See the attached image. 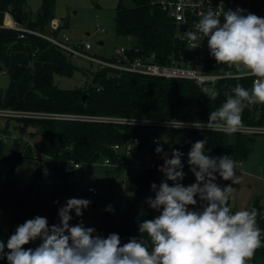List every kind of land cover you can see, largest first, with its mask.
I'll list each match as a JSON object with an SVG mask.
<instances>
[{"label":"trees","instance_id":"trees-1","mask_svg":"<svg viewBox=\"0 0 264 264\" xmlns=\"http://www.w3.org/2000/svg\"><path fill=\"white\" fill-rule=\"evenodd\" d=\"M129 1L128 5L126 0H119L114 20L116 34L131 40L129 47L133 55L155 53L157 60L164 64L181 59V56L189 57L183 42L177 38L173 18L164 8L163 0ZM55 7L56 0H42L39 10L34 13L29 9L27 0H0V69L10 65L13 50H24L28 45L31 48V59L51 63L57 74L73 76L77 68L68 62L66 51L42 37L29 34L26 38H20L18 31L1 26L6 13L10 12L15 18L19 16L21 23L28 28L58 35L61 30L51 28ZM67 25L66 21L63 27ZM198 61L209 71L222 72L230 68L216 63L214 57H198ZM12 77L22 82L24 92L36 89L44 96L45 101L33 103L13 95L8 99L0 98V106L55 113L200 122L208 121L210 112L225 102V94H231V89L237 84L245 88H251L252 85L250 78L221 81L218 84V96L211 101L202 93L203 87L191 80L163 79L130 72L114 73L111 68H99L94 73L90 87L74 89L60 88L55 83L53 74L35 72L31 66H19L12 72ZM84 94L87 95L85 100ZM242 119L243 125L264 126V105L248 106ZM13 124L30 137L39 139L38 147L48 157V166L63 180V187L51 193L49 181L52 173L47 172L41 163L34 174L33 183L22 189L18 183L17 170L31 157L23 152L24 146L19 142L9 146L8 152L3 146L0 150V209L19 216V221H14L16 228L37 216L45 217L49 227L60 225L58 212L66 205V178L75 170L70 161L94 164L106 157L114 159L117 153L113 145L124 144L133 136L138 137L141 147H150L148 138L154 134L155 129L137 124L77 119H22ZM171 131L174 133L177 130ZM254 136L255 134L235 133V148L230 152L229 134L207 131L205 148L239 161L252 151ZM191 147L189 144L186 146L185 157L182 159L184 162L181 161L183 168L188 165ZM157 179L158 169H149L139 174L135 179L132 200L124 212L115 213V204L111 198L108 199L106 209L111 206L113 211L105 210L101 216V229L106 238L109 234L116 233L123 246L140 233L141 223L154 219L159 214L147 203L151 185ZM229 206L235 212L230 201ZM253 207L260 213L257 225L264 230L261 225L264 206L257 200L251 208ZM10 236L0 223V242L6 245ZM41 242L37 239L24 245V248L35 249ZM4 251L7 253L9 250L5 248ZM251 260L254 264L264 262V247L257 249ZM1 264H8L6 255L1 258Z\"/></svg>","mask_w":264,"mask_h":264},{"label":"clouds","instance_id":"clouds-1","mask_svg":"<svg viewBox=\"0 0 264 264\" xmlns=\"http://www.w3.org/2000/svg\"><path fill=\"white\" fill-rule=\"evenodd\" d=\"M243 12L239 8L228 10L222 22L210 10L201 15L195 32L185 33L193 42L207 38L216 63L243 68L246 76L254 78L251 88L237 84L231 94L226 93L225 102L210 112L206 124L193 125L198 129L221 130L230 135L242 127L245 108L264 105V18ZM201 91L211 101L218 96L208 87ZM170 124L183 127V123ZM206 143V138L196 141L188 153L190 171L196 179L189 186L179 183L185 176L183 154L173 150L171 159L165 154L158 169L165 180L158 188L155 183L151 185L155 198L147 201L159 214L139 225V232L146 233L147 240L132 238L121 246L116 233L103 238L82 222L71 226L70 213L74 210L80 217L91 203L71 198L59 209L60 225L49 227L47 219L40 216L25 221L6 245L0 242V258L6 255L8 264H248L256 250L264 247V230L257 225L260 213L255 207L233 212L229 201L235 191L232 185L240 182L237 162L227 155L210 157L205 152ZM155 151L162 153V146ZM217 174L231 184L219 186ZM167 181L174 183L170 186ZM197 196L204 202L202 210H190L189 206L197 204ZM106 211L113 209L108 206ZM37 239L42 241L38 247L25 250L24 245Z\"/></svg>","mask_w":264,"mask_h":264},{"label":"rangeland","instance_id":"rangeland-1","mask_svg":"<svg viewBox=\"0 0 264 264\" xmlns=\"http://www.w3.org/2000/svg\"><path fill=\"white\" fill-rule=\"evenodd\" d=\"M111 1V0H110ZM129 5L130 1L126 0ZM89 5L77 4L68 12V26L61 32L67 34L73 41L88 42L91 44V49L88 53L98 57L109 58L113 56L115 50L119 46H130L131 40L122 36H118L115 31V4L104 5L102 0H92ZM103 42V43H100ZM21 51V52H19ZM31 51L13 50L12 63L8 66H4V70L0 71V98H7L8 95L23 96L26 100L42 101L44 96L36 89H30L25 93L22 91V84L14 81L12 78L13 64H21L23 61L28 63L32 69H35L34 61L36 59H29L28 53ZM18 57L23 59H18ZM68 62L72 66L76 67V71L73 76L60 75L55 72V83L64 89H74L78 87H90L93 84V76L99 67L96 63L90 60L73 56L66 53ZM204 57H212L210 55L209 48H207ZM12 65V66H11ZM14 126V124H12ZM172 135L174 139L172 140ZM156 137L158 142H154ZM207 137V131H188L186 129H179L172 133L171 129L165 127H157L154 129V134L148 138L150 149L154 153L161 156H168V159L172 158L173 150L180 151L183 155L181 161L185 157L186 146L193 145L196 141L204 140ZM36 145L39 146V139H35ZM160 145L163 148L162 153H157L155 149ZM235 145V133L230 134L228 148L232 150ZM8 152V149H5ZM205 152L210 157H222L225 155L218 154L212 150L205 148ZM48 167V161L46 158L40 160L35 158H27L18 168L17 177L19 186L27 188L33 183L34 174L37 168L41 165ZM163 165L161 162L159 168ZM190 165L188 164L183 168L185 173L184 179L179 181L184 186H189L195 180V175L190 171ZM158 168V169H159ZM2 168H0L1 170ZM237 175L240 182L236 185H232L235 191L232 202H243L247 198L251 197L253 191L258 193L264 188V134H256L252 143V151L248 157L243 161V166H237ZM165 180L164 174L158 170V179L156 181L157 188L162 181ZM66 187V201L71 198L87 199L91 203L87 209H83L82 216L77 217L73 210L70 215L73 217L69 221L71 226H75L79 223H83L85 227L94 228L96 231L94 235H100L106 238L104 231L101 229V216L105 212L108 199L111 198L113 204H115L114 212L126 211L130 201L132 200L133 189L135 186V179H129L128 189H125L126 180L124 179L123 170L117 166L105 165L100 162L90 164L81 163L79 168H76L72 173H69L67 178ZM170 186L173 185V181H167ZM216 183L222 187L231 184V181H224L217 174ZM49 187L51 193H55L57 190L63 187V180L56 175L51 174ZM93 187L98 192L95 194L89 191V188ZM250 193V195H248ZM149 198H155V192L150 190L148 194ZM264 201V199H263ZM199 205V204H198ZM241 209H245V205L241 206ZM15 215L6 209H0V223L5 231H10V228L14 225ZM264 264V262H259Z\"/></svg>","mask_w":264,"mask_h":264},{"label":"built area","instance_id":"built-area-1","mask_svg":"<svg viewBox=\"0 0 264 264\" xmlns=\"http://www.w3.org/2000/svg\"><path fill=\"white\" fill-rule=\"evenodd\" d=\"M162 3L173 18L177 38L183 42L185 49L189 53L188 58L181 56V59H174L172 63L168 64L159 62L155 53L137 56L135 54L133 55L130 47L125 45L117 47L113 56L109 58L91 55L88 53V50L91 49L90 43L73 41L67 34L54 35L44 33L37 29L28 28L21 22L19 23L10 12H7L6 15H12V21L7 23L4 19L1 26L18 31V36L20 38H26L29 34L42 37L63 51L73 56L86 58L96 63L99 68H111L114 73L130 72L163 79L191 80L201 87H208L217 92L218 84L221 81L234 78H250L251 82H253V77L245 75V69L236 66H232L222 72H214L205 69L198 61V57H204L208 48L207 38L193 42L186 37L185 33L189 31L195 32L196 24L201 18V15L206 14L210 10L217 13L222 22L223 13L228 10L235 11L238 8L244 10V15L251 13L264 18V0H163ZM51 28L57 30L58 26H54L51 23ZM198 44L199 46L195 47V45ZM0 71H3V69H0ZM22 119H77L89 122L106 121L137 124L154 128L165 127L174 130L186 129L192 132L201 130L221 131L207 128L198 129L193 126L194 124L207 123L200 121L121 118L107 115L55 113L38 109L0 106L1 143L5 146H11L19 142L23 144V152L26 155L38 160L42 158L47 159L48 157L42 154L34 138L12 126L13 122ZM170 122L176 125L183 123V127H173ZM235 133L264 134V126L242 125ZM153 141L156 143L158 139L154 137ZM113 149L117 153V157L114 159L106 157L100 163L120 167L124 172V179L126 181L129 179H136L139 174L149 169H158L161 162L164 163V156L154 153L150 147H141L138 137L135 136L128 138L124 144H114ZM70 163L75 169L81 166V162L70 161ZM45 170L56 175V172L51 166L46 167ZM194 183H196V181H194ZM89 191L95 194L98 192L93 187H90ZM196 199V205H198L201 202L199 196H197ZM248 264H254V262L250 260Z\"/></svg>","mask_w":264,"mask_h":264},{"label":"crops","instance_id":"crops-1","mask_svg":"<svg viewBox=\"0 0 264 264\" xmlns=\"http://www.w3.org/2000/svg\"><path fill=\"white\" fill-rule=\"evenodd\" d=\"M91 1L92 0H56V7H55V17H54V19L52 20V25H54V26H58V29H60L61 31H60V33H58V35H61L62 33V31L68 26H64L63 27V24H64V22H68V12H69V9H71V8H73V6H76L77 4H80V5H89L88 3H90L91 4ZM41 2H42V0H27V4H28V7H29V9H31L34 13H36L38 10H39V8H40V6H41ZM102 2H103V4L104 5H106V4H112V5H114L115 4V9H116V7H117V5H118V2H119V0H102ZM12 19H13V17H12V15H6V17H5V22H7V23H10L11 21H12ZM57 29V30H58ZM126 46V45H125ZM131 46V45H130ZM29 48H30V46H26L25 47V50L26 51H28L29 50ZM19 52H21V51H19ZM11 56H12V58H13V51H12V54H11ZM28 56H29V59H30V51H29V53H28ZM12 58H11V63H12ZM18 59H23V58H20V57H18ZM24 60V59H23ZM10 63V64H11ZM34 63V66H35V69H34V71L35 72H38V73H42V74H52L54 71H53V66H52V64L51 63H49V62H44V61H34L33 62ZM29 66L28 65V63H26L25 61H23L21 64H19V65H15V64H13V67H12V72L15 70V69H17L19 66ZM12 66V65H11ZM4 70V69H3ZM13 78V77H12ZM14 81H17V80H15V79H13ZM17 82H19V83H21L22 84V82H20V81H17ZM22 91H23V84H22ZM24 92V91H23ZM25 93V92H24ZM13 95H15V96H18L19 98H22V99H24V100H26L23 96H19V95H16V94H13ZM13 95H8L7 96V98H5V99H8L9 97H11V96H13ZM26 101H29V102H33V103H43L44 101H45V98H43L42 99V101H31V100H26ZM3 146H5V145H3L2 143H1V141H0V150L3 148ZM5 148H9V146H5ZM234 148H235V145H234ZM234 148L232 149V150H230V152H232L233 150H234ZM229 149V148H228ZM248 157V156H247ZM246 157V158H247ZM245 158V159H246ZM245 159H243V160H239V161H236L237 162V166H239V167H242L243 166V161L245 160ZM123 174H124V172H123ZM263 180H264V178H263ZM128 181L129 180H127L126 181V186H125V189H128L129 187H128ZM194 181H196V179L194 180ZM194 181H193V183H194ZM192 183V184H193ZM219 185V184H218ZM151 190V189H150ZM150 192V191H149ZM149 194V193H148ZM248 195H250V193L248 194ZM263 199H264V188L261 190V191H259L258 193H254V191H253V193H252V195H251V197H249V198H247L245 201H241V202H239V203H236V205L232 202V200L230 199V205L234 208V210L235 211H237V210H240L241 209V207L239 206V205H241V206H243V205H245L246 207H245V209H251V207H252V205H253V203L255 202V201H260V203L264 206V201H263ZM147 201H148V195H147ZM148 203V202H147ZM204 202H200L199 203V205H195V206H189V209L190 210H202V204H203ZM261 225L262 226H264V210H263V215H262V218H261ZM132 238H136V239H138V238H142V239H145V240H147V234L146 233H144V234H141V233H139V234H137V235H135V236H133ZM131 238V239H132ZM0 264H1V258H0Z\"/></svg>","mask_w":264,"mask_h":264},{"label":"water","instance_id":"water-1","mask_svg":"<svg viewBox=\"0 0 264 264\" xmlns=\"http://www.w3.org/2000/svg\"><path fill=\"white\" fill-rule=\"evenodd\" d=\"M16 20H17L19 23L21 22V19H20L19 16H16ZM100 43H103V42H100ZM86 97H87V95L84 94V95H83V100H85ZM14 221H15L16 223L19 221V216H18V215H16V216L14 217ZM15 230H16V227H15V225H13V226L10 228L9 233L12 235V234H14Z\"/></svg>","mask_w":264,"mask_h":264}]
</instances>
